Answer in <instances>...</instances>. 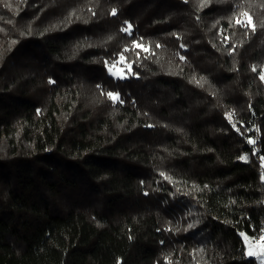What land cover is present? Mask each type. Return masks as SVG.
I'll list each match as a JSON object with an SVG mask.
<instances>
[{
    "label": "trees",
    "instance_id": "obj_1",
    "mask_svg": "<svg viewBox=\"0 0 264 264\" xmlns=\"http://www.w3.org/2000/svg\"><path fill=\"white\" fill-rule=\"evenodd\" d=\"M262 71L264 0H0V264H258Z\"/></svg>",
    "mask_w": 264,
    "mask_h": 264
},
{
    "label": "snow or ice",
    "instance_id": "obj_2",
    "mask_svg": "<svg viewBox=\"0 0 264 264\" xmlns=\"http://www.w3.org/2000/svg\"><path fill=\"white\" fill-rule=\"evenodd\" d=\"M116 11H117V10H116L115 8H113L111 14H112V15H115V14H116ZM238 15H239V16H243V17H247V21L245 22V21H242L241 19H236V24H240V25H242V26H251L252 29H253V31L255 30V25L252 23V17L249 15V13H248L247 11H242V12H240ZM125 23L127 24V22H125ZM230 24H231V20H230ZM131 28H132V25H131V24H127V27H126V28H122L121 31H123V32H127V33L130 34V30H131ZM133 44H134L136 47H143L142 44H138L135 40H133ZM157 47H160V45H157ZM147 50H148V49H146V48L144 49V51H147ZM124 51H128V49H125ZM137 55H139V54L137 53ZM120 58H121V60L124 59L123 53L120 54ZM181 59H183V57H181ZM105 63H106V65H107L109 62L106 61ZM252 70H253V71H256L255 66L253 67ZM260 79H261L262 81H264V71L261 72V74H260ZM50 83H52V81H50ZM98 87H99V86H98ZM107 96H108L110 99H113L114 101L118 99V94H114V93H112V92H108V93H107ZM227 115H228L229 118H230L231 114H227ZM248 143H249V144H254L255 141L249 139V140H248ZM241 159H246V157H241ZM261 160H264V156L261 157ZM161 175H164V174L161 173ZM262 178H264V176H262ZM189 227H192V225H189ZM240 235H241L242 237H244L245 240L248 239V237H247L243 232H241ZM259 239H260L261 241H264V235H261V236L259 237ZM260 247H261L262 250L259 251V252H254V251L251 250V248H249L247 254H248L249 256H264V244H261Z\"/></svg>",
    "mask_w": 264,
    "mask_h": 264
},
{
    "label": "rangeland",
    "instance_id": "obj_3",
    "mask_svg": "<svg viewBox=\"0 0 264 264\" xmlns=\"http://www.w3.org/2000/svg\"><path fill=\"white\" fill-rule=\"evenodd\" d=\"M109 73L113 75L114 77L117 78H126L129 73V67L123 63V60H118L116 63L111 64L108 67ZM262 165H263V170H262V176H264V160H262ZM264 180V178H262ZM261 235H264V230L258 237H250L247 236L248 239L245 240L243 237V240L246 245V253H248L249 248H251L252 251L254 252H259L261 251V244H264V241H261L259 237ZM257 259L258 264H264V256H253Z\"/></svg>",
    "mask_w": 264,
    "mask_h": 264
}]
</instances>
